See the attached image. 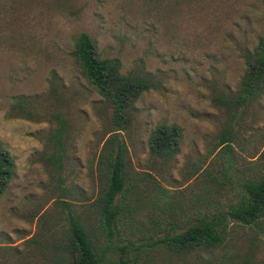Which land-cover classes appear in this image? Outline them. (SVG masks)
<instances>
[{"label":"rangeland","instance_id":"obj_1","mask_svg":"<svg viewBox=\"0 0 264 264\" xmlns=\"http://www.w3.org/2000/svg\"><path fill=\"white\" fill-rule=\"evenodd\" d=\"M80 33L101 57L117 59L123 74L149 77L152 86L118 138L133 171L171 190L182 216L207 198V172L227 167L216 136L228 117L213 100L236 90L243 55L264 33V0H0V143L15 165L0 198V264H44L34 243L60 229L56 202L80 210L97 194V158L110 125L103 101L73 63ZM236 120L234 168L264 149V92ZM61 123L59 164L53 158ZM161 124L181 129L179 152L167 165L151 159L147 144ZM147 227L126 219L120 230L136 242Z\"/></svg>","mask_w":264,"mask_h":264},{"label":"trees","instance_id":"obj_2","mask_svg":"<svg viewBox=\"0 0 264 264\" xmlns=\"http://www.w3.org/2000/svg\"><path fill=\"white\" fill-rule=\"evenodd\" d=\"M72 58L81 78L103 101L110 135L97 158V194L80 210L71 202L57 201L60 229L34 243L44 264H264V149L251 164L238 168L231 156L238 134L232 121L237 118L239 123L264 92V33L243 55L245 70L236 90L213 100L228 117L216 136L218 153L229 157L227 167L221 166L217 174L207 172L202 180L207 198L197 199L182 216L173 207L171 190L150 173L133 171L127 147L118 138L130 124L135 103L152 86L149 77L123 74L119 61L101 57L86 33L75 40ZM61 124L53 158L59 164L64 150ZM180 141L179 126L157 125L148 137L149 156L167 165L177 156ZM14 166L11 153L0 143V198ZM156 210L161 216L156 217ZM126 219L149 224L136 242L122 236L121 222Z\"/></svg>","mask_w":264,"mask_h":264}]
</instances>
